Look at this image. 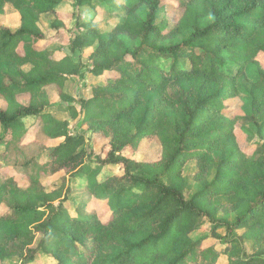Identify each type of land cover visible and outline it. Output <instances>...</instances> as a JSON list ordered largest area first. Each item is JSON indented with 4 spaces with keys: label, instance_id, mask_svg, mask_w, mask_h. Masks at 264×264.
Instances as JSON below:
<instances>
[{
    "label": "trees",
    "instance_id": "1",
    "mask_svg": "<svg viewBox=\"0 0 264 264\" xmlns=\"http://www.w3.org/2000/svg\"><path fill=\"white\" fill-rule=\"evenodd\" d=\"M64 1L83 7L97 0H0V264H218L220 257L264 264V0H177L179 15L166 34L162 0H123L124 16L108 31L77 20L84 31L67 47L95 45L87 64L37 47L67 28L56 11ZM7 6L19 15L16 31L1 24ZM45 16L47 34L39 24ZM82 67L99 82L90 98L75 99L66 85ZM242 77L250 81L247 109L239 98ZM237 97L242 114L228 119L225 102ZM51 98L72 112L78 104L94 134L110 124L103 158L90 159L83 135L54 117ZM237 127L247 139L244 128H255L251 154L230 149ZM31 134L58 142L49 149ZM147 138L159 142L157 160L117 155ZM188 161L195 165L191 194L181 177ZM4 166L26 185L3 178ZM106 166L121 174L103 177ZM59 173L84 179L107 215L87 201L73 206L65 176L41 183ZM196 231L210 236L193 240ZM208 238L225 247H205Z\"/></svg>",
    "mask_w": 264,
    "mask_h": 264
},
{
    "label": "rangeland",
    "instance_id": "2",
    "mask_svg": "<svg viewBox=\"0 0 264 264\" xmlns=\"http://www.w3.org/2000/svg\"><path fill=\"white\" fill-rule=\"evenodd\" d=\"M123 0H97L90 4V6L78 7L76 1H64L60 3L56 7V11L58 13L59 18L64 21L67 25V28L61 31L57 36L50 37L44 43H40L37 45L39 49H50L54 51L60 52L62 55H68L73 62H81L82 64L88 63V56L91 54L95 45L89 48H83L81 51L70 52L67 43L69 40L73 39L76 35H80L83 33L84 28L77 24V20L87 22L89 25H92L96 29H104V31L110 30L114 25H116L124 16L123 10L121 8ZM162 3L167 6L168 16L170 25L163 32L166 34L169 29L172 27L171 24L175 22L179 15V11L176 9L177 0H162ZM15 11L11 6H7V9ZM8 9V11H10ZM50 17V16H48ZM166 18L163 16L162 12L159 13V19ZM45 16L40 22V28L43 33H49L48 27L50 23L46 20ZM159 24V23H158ZM159 25H163L162 23ZM258 60L261 65L264 67V54H260L258 56ZM99 82V80L92 78L88 73L85 67L80 69L79 76L70 77L69 82L66 85V91L71 94L75 99L85 98L88 99L91 97L90 88L95 83ZM250 86V81L248 77H242L238 82V90H239V98L244 102L245 109L248 108L247 102V91ZM237 98H233L225 102L227 105V109L224 111V116L228 119H232L237 115L242 114L240 107H242V101ZM52 99V98H51ZM51 105L53 108L54 117L62 122H66L68 124L67 130L71 134L83 135V143L82 149L86 151L87 154H90L91 160L95 159V156H100L103 158L109 151L110 148L108 146L109 135L108 129L110 124H105L104 131L100 134L92 133L88 130L87 126L83 124V116L78 113L79 105H73V112L68 110L67 108L71 104L62 103L57 101L56 99H52ZM0 106H4L3 103L0 102ZM258 120H261L262 117H258ZM34 122L33 118H25L23 123L26 127L30 126ZM246 133L248 134V139L244 135V133L237 127L234 130L233 139L229 140L230 149L239 150L245 154H251L254 148V144L257 141L256 131L254 127H246L244 128ZM107 131V133H106ZM108 135V136H107ZM34 140H38L42 142L45 147L52 148L58 141H48L42 137H36L34 135H30ZM29 137V138H30ZM161 153V147L156 138H147L142 139L138 142L135 148L131 146H124L117 153L122 157L127 158L130 162H147L149 160H157ZM47 153L42 155V160L45 159ZM195 165L193 161H188L184 164L181 170V177L187 179L188 188H186V193L191 194L196 190L195 185L192 183L191 175L194 173ZM121 168L115 166H106L102 172V176H112V175H120ZM1 175L3 178H13L20 185L25 186L26 182L23 176L15 174L9 167L4 166L1 170ZM65 176L67 178V186L71 189L70 193V203L75 206L80 200L87 201L88 209L96 210L101 218H104L107 215V207L104 203L97 201L93 197H89L88 193L85 190V180L71 178L69 175L64 173L56 174L51 178H42L41 183L45 185H50L53 182L57 181L59 178ZM188 196V195H187ZM4 206H0V216L5 212ZM219 217H226L229 221H232L234 216L223 214L222 212H217ZM221 235L224 234V231H218ZM204 236H210L208 233L204 231H196L191 234V238L193 240L199 239ZM205 247L213 246L215 249H223L225 246L219 242V240L215 239H207L204 242ZM243 251L246 254H251V244L249 242L243 243ZM18 259H7L3 264H18ZM218 264H226V258L220 257L217 260ZM35 264H48L47 261L39 260Z\"/></svg>",
    "mask_w": 264,
    "mask_h": 264
},
{
    "label": "crops",
    "instance_id": "3",
    "mask_svg": "<svg viewBox=\"0 0 264 264\" xmlns=\"http://www.w3.org/2000/svg\"><path fill=\"white\" fill-rule=\"evenodd\" d=\"M8 9H5V15L1 18V24L11 31H16L20 26L19 15L16 11H12L10 9V11H8Z\"/></svg>",
    "mask_w": 264,
    "mask_h": 264
}]
</instances>
